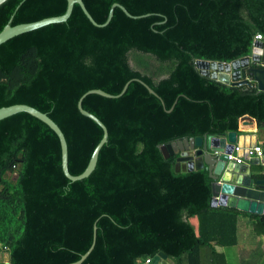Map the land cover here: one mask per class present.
Returning a JSON list of instances; mask_svg holds the SVG:
<instances>
[{
  "label": "trees",
  "instance_id": "trees-1",
  "mask_svg": "<svg viewBox=\"0 0 264 264\" xmlns=\"http://www.w3.org/2000/svg\"><path fill=\"white\" fill-rule=\"evenodd\" d=\"M63 22L0 44V107L27 104L64 134L68 170L80 174L107 128L93 171L72 181L60 141L26 112L0 120V245L9 264H142L158 252L174 264H226L221 247L237 244L241 215L264 235V214L212 205L206 169L175 171L161 146L208 134L243 132L249 117L264 127V90L201 74L198 59L230 62L264 40V0H82ZM67 0H5L0 31L58 16ZM130 55L136 67L130 63ZM255 66V65H254ZM170 108H172L170 111ZM261 143V142H260ZM264 146V140L261 143ZM17 172L14 182L5 177ZM264 179V165L251 166ZM195 217L194 226L191 218ZM95 227V239L93 238ZM0 264H6L0 258Z\"/></svg>",
  "mask_w": 264,
  "mask_h": 264
},
{
  "label": "water",
  "instance_id": "water-1",
  "mask_svg": "<svg viewBox=\"0 0 264 264\" xmlns=\"http://www.w3.org/2000/svg\"><path fill=\"white\" fill-rule=\"evenodd\" d=\"M4 1L5 0H0V4ZM75 3L80 5L87 18L96 26H104L108 23L112 16L114 7L121 8L125 12V14L130 17H137L131 16L126 11V9L120 4L113 3L111 5L106 21L102 24H98L92 18L82 0H67L65 12L61 15L46 17L37 21L20 23L16 25H10L9 23H7L0 31V44L4 43L5 41L14 36L42 27L44 25L65 21L70 15L73 5ZM198 62L206 64V66L208 67L215 66L217 68L215 71L217 72V74L210 75L207 70H201L198 67ZM235 62L241 63L235 66ZM196 65L198 71L201 74L217 81H220L222 83L237 86L243 85L246 88L255 87L257 91L264 90V40L254 41L251 53L247 56H243L230 62L198 59L196 61ZM221 65H226V68H221ZM236 67L239 69L237 75L235 73ZM222 70L226 72V74H228V77H226V79L219 76V73H221ZM132 80L141 82L151 94L158 96L157 93L148 86V84L141 81V79L133 78L131 80H128L124 84L119 94L113 95L101 89H91L84 93L78 100V110L83 115L89 117L94 122H96L102 129L103 134L100 141L93 149L87 166L80 174L77 175L71 174L68 170V152L64 134L62 133L59 126L46 113L27 104H12L0 107V120L18 112H26L47 124L59 138L61 148V167L64 175L72 181L79 180L87 177L93 171L97 162L99 150L102 145L107 141L106 126L95 115L82 108V99L84 98V96L91 93L99 94L108 98L119 97L126 91L129 83ZM171 109L172 108L167 111H170ZM243 119L252 120L249 117L241 118V128L244 127L246 123L242 122ZM237 137L238 133L236 131H229L223 135L206 134L203 136H194L190 138L176 140L166 145H162L161 150L165 157L174 154L177 155L175 163V171L177 172H188L191 170L200 169L207 170L208 176L212 179V205H225L229 207H235L239 210L249 213L264 214V211H257L256 209H254L253 206L254 204L264 203V179H253L250 173V166L248 164L236 163L227 159V153H230L234 149V146L237 143ZM247 157V154L243 156L244 159H247ZM220 196H224L227 200H229L230 198L235 200L244 199L249 202L250 206H238L237 204H228V201L225 203L219 201L216 202V198H220ZM93 238L95 239V227ZM93 243L91 244L90 248L84 254H82L78 260L68 264H80L91 251ZM6 264H9V262H7ZM142 264L174 263L173 260H171L165 253L160 251L153 257H151L148 261H145Z\"/></svg>",
  "mask_w": 264,
  "mask_h": 264
},
{
  "label": "rangeland",
  "instance_id": "rangeland-1",
  "mask_svg": "<svg viewBox=\"0 0 264 264\" xmlns=\"http://www.w3.org/2000/svg\"><path fill=\"white\" fill-rule=\"evenodd\" d=\"M130 63L132 66L136 67L133 55H130ZM242 122H247V119H243ZM16 176V171L8 172L5 175L11 182L15 181ZM248 219L247 217L244 219L247 220V223H241L240 219L238 221L237 244L225 247L226 264H264V236L257 234L252 228V225H247L249 222ZM196 221L195 217L191 218V222L194 223L195 226L197 225ZM249 249H252L251 256H249ZM0 258L3 262H8V253L3 247L1 248V245Z\"/></svg>",
  "mask_w": 264,
  "mask_h": 264
},
{
  "label": "crops",
  "instance_id": "crops-1",
  "mask_svg": "<svg viewBox=\"0 0 264 264\" xmlns=\"http://www.w3.org/2000/svg\"><path fill=\"white\" fill-rule=\"evenodd\" d=\"M243 132L238 133L240 134V136H248L246 141H247V145H248V149L247 151H243L239 148V143L237 140V143L235 144V149L236 150V154L238 156H245L246 154L248 155L247 159H244L243 163H246L250 166V173L252 174L251 171V166L254 165H258L260 164V155L257 152L252 151L254 146H259L262 149V155L264 156V146L261 144L262 141L264 140V127H258L253 120H247V122L245 123V126L242 127ZM261 142V143H260ZM239 148V149H238ZM249 218L248 216H244L241 215L239 217V219L241 220V223H247V220H244L245 218ZM238 219V221H239ZM248 224L249 226L252 225V221L250 220V218L248 219ZM197 223V221H196ZM194 225V223H192ZM195 226V225H194ZM260 236H264V235H260ZM238 238V237H237ZM238 242V240H237ZM229 247V246H228ZM221 250L224 252L225 255V247H221ZM249 256L252 255V249H249ZM248 255V254H247ZM226 258V257H225Z\"/></svg>",
  "mask_w": 264,
  "mask_h": 264
},
{
  "label": "bare ground",
  "instance_id": "bare-ground-1",
  "mask_svg": "<svg viewBox=\"0 0 264 264\" xmlns=\"http://www.w3.org/2000/svg\"><path fill=\"white\" fill-rule=\"evenodd\" d=\"M241 62H235V66L236 65H238V64H240ZM198 67L201 69V70H207L209 73H210V75H215V74H217V72H215L216 71V67L215 66H213V67H208V66H206V64H203V63H200V62H198ZM224 67L226 68V65H221V68H223L224 69ZM215 69V70H214ZM236 75L238 74V68L236 67ZM219 76L220 77H222V78H224V79H226V77H228V74H226V72H224L223 70L221 71V73H219ZM239 135L240 134H238V137H237V140H238V143H239V148L241 149V150H243V151H247V149H248V145H247V141H246V139H247V137L248 136H240L239 137ZM238 148V149H239ZM217 201H219V202H223V203H225V202H227L228 201V204H237L238 206H250V204H249V202L248 201H246V200H244V199H238V200H235V199H232V198H230L229 200H227L224 196H220V198L218 197V198H216V202ZM254 206V209H256L257 211H264V203H258V204H254L253 205Z\"/></svg>",
  "mask_w": 264,
  "mask_h": 264
},
{
  "label": "built area",
  "instance_id": "built-area-1",
  "mask_svg": "<svg viewBox=\"0 0 264 264\" xmlns=\"http://www.w3.org/2000/svg\"><path fill=\"white\" fill-rule=\"evenodd\" d=\"M257 40H262V36L260 33H257L254 37V41H257ZM254 43V42H253ZM236 150L235 149V146H234V149L230 152V153H227V159L229 161H234L236 163H243L244 162V158L241 157V156H238L236 154ZM254 152H257L259 155H260V164L264 165V156L262 155V149L261 147L259 146H254L253 147V150ZM150 258H147L145 261H148Z\"/></svg>",
  "mask_w": 264,
  "mask_h": 264
}]
</instances>
